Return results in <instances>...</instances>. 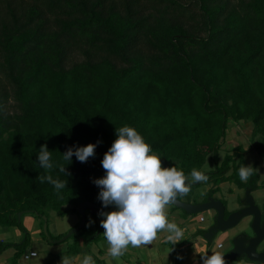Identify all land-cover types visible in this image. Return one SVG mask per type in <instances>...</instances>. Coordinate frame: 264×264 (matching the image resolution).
Returning <instances> with one entry per match:
<instances>
[{
  "label": "trees",
  "instance_id": "trees-1",
  "mask_svg": "<svg viewBox=\"0 0 264 264\" xmlns=\"http://www.w3.org/2000/svg\"><path fill=\"white\" fill-rule=\"evenodd\" d=\"M241 120L263 155L264 0H0V225L25 232L10 264L28 239L18 213L103 207L93 181L106 174L101 162L116 128L133 127L165 167L191 180L209 154L217 159L228 123ZM89 143L95 155L86 162L63 159ZM44 144L50 174L67 181L59 194L38 179L49 174L38 162ZM232 149L208 180L264 186L257 171L239 179L242 144ZM97 216L69 237L99 239ZM77 252L75 240L62 254Z\"/></svg>",
  "mask_w": 264,
  "mask_h": 264
},
{
  "label": "clouds",
  "instance_id": "clouds-1",
  "mask_svg": "<svg viewBox=\"0 0 264 264\" xmlns=\"http://www.w3.org/2000/svg\"><path fill=\"white\" fill-rule=\"evenodd\" d=\"M116 139L105 152L102 167L106 174L94 179L100 188L98 199L103 208L114 206L112 211L101 210L103 217L100 224L109 245L108 253L113 258L121 257L129 245L140 247L150 244L160 231H167V241L173 245L183 238V230L174 222H169L166 206L173 203L177 196L187 195L190 186L182 170L176 167H164L161 158L155 154L143 137L130 126L115 130ZM96 145L89 143L81 147H69L63 153V159L70 161L73 155L80 162H86L95 155ZM38 162L46 175L38 176L41 183L47 181L59 194L67 181L54 178L50 170L54 168L51 152L46 144L41 145ZM59 172L67 176L64 165H59ZM257 168L251 164H242L239 179L247 182ZM192 182H206L208 177L193 168L190 174ZM199 264H227L222 253L213 250L211 254L201 252ZM177 259H183L178 255ZM61 264H72L70 258L62 256ZM80 264H95L91 255L85 254ZM237 264H264V261L240 260Z\"/></svg>",
  "mask_w": 264,
  "mask_h": 264
},
{
  "label": "rangeland",
  "instance_id": "rangeland-1",
  "mask_svg": "<svg viewBox=\"0 0 264 264\" xmlns=\"http://www.w3.org/2000/svg\"><path fill=\"white\" fill-rule=\"evenodd\" d=\"M252 129L253 126L249 122H244L243 120L237 121V122H229L228 123V128L226 130V135L224 138V141L221 145V148L218 152L217 159H215V156L213 154H209L206 157L205 163L203 164L201 168V172H212L215 167H216V162H220L223 158L224 152H230L231 154L234 152L235 149H232L234 145L237 143L242 144L243 151L241 155L243 156V160L246 162V165L251 164L253 167L257 168V172L259 174V179L258 183L261 180H264V154L261 155L256 149H257V142H258V137L252 136ZM253 137V139H252ZM235 156V155H233ZM236 162L239 160L237 156H235ZM162 161V160H161ZM162 165L164 166V163L162 162ZM165 167V166H164ZM231 169L229 172H231ZM230 174V173H228ZM207 177L212 175L205 174ZM191 178V177H190ZM210 179V178H209ZM234 179H228L223 182V184L218 183V186L215 185L213 180H208L206 182H194L195 185L190 186V191L187 195L180 196V199L184 201H188L190 203H197L202 201L205 198V195L208 193H214V196L217 198L227 201L228 202V207L229 208H234L238 206L237 203V197H241L244 193L243 190H239L236 182L233 181ZM262 183V182H261ZM100 190L97 192V195L99 194ZM254 195L257 196V202L261 207L264 208V187H261L257 191L254 192ZM66 206H63L62 208H65ZM110 209L114 210V206H108ZM167 214H170L171 212H174L178 216H182L185 218V225H194V227H201L202 224L207 223V220L204 222H200L199 219L196 221H192V217H197L199 214H205L206 212H201L198 214H186L182 209L173 207L172 205H167L166 206ZM19 214V213H18ZM46 217H47V232L52 238H56L59 234H63L59 240H62L64 236L69 232L70 229L74 228H69L71 226L76 225L80 222V215L79 213H72V212H67L63 215L58 214L55 210L47 208L46 210ZM30 216L32 218V224L28 226V228L25 225V218ZM100 216V215H99ZM86 217L89 219L91 217V212L89 209H86ZM169 218V215H167ZM188 217V218H187ZM100 219L102 217L100 216ZM21 221V224L23 227L26 229L28 233V239L26 240V243L22 245H18L19 249L23 250L24 253L28 252L31 248H34L38 256L37 257H32L30 259H23V255L18 258L17 264H55L56 262H53V258L55 259V253L53 250H55V247L52 249L51 248V243L47 238H45L44 230H43V217L33 214V213H23L20 215L19 220ZM192 221V222H190ZM169 222H173L172 220H169ZM88 226L85 227V232L89 233V229L87 228ZM36 228V229H35ZM69 228V229H68ZM21 231V236H18L16 234V230L12 225H0V238L2 241L0 242V253L4 249H9L11 247L18 248L17 246H12V243H20V241L24 238L25 232L21 228H18ZM83 236L84 233H82ZM199 234H196L198 236ZM194 237V236H193ZM33 238H36L33 239ZM67 239V240H66ZM66 239L62 240L63 243H74L75 240L78 239L77 236H71L67 237ZM100 239H97L95 242L99 241ZM227 240V239H226ZM226 240L222 239V243L224 246L226 245L225 242ZM89 241V240H88ZM102 243V242H101ZM99 243V244H101ZM191 245L193 244V240H190ZM98 244V245H99ZM102 246V245H101ZM170 247H177V245L168 244ZM52 249V250H51ZM223 251H225V247L223 248ZM30 254V252H29ZM86 254V252L83 253ZM137 255L136 259L139 261L141 264H143L141 261L144 260V256L142 252H137L135 253ZM25 258V257H24ZM124 258L127 259V255H124ZM141 260V261H140ZM234 262V261H232ZM139 263V264H140ZM10 264V260L8 262Z\"/></svg>",
  "mask_w": 264,
  "mask_h": 264
},
{
  "label": "crops",
  "instance_id": "crops-1",
  "mask_svg": "<svg viewBox=\"0 0 264 264\" xmlns=\"http://www.w3.org/2000/svg\"><path fill=\"white\" fill-rule=\"evenodd\" d=\"M255 197L257 198V196ZM234 208H229V210H233ZM165 211L167 212L166 209ZM167 215H169L168 220L173 219V222L176 223L183 230L184 233L182 240L175 244L177 245V247L175 248L168 246V244H171V242L167 241L168 232L165 230L158 232L156 239H154L150 244H144L141 245L140 247H133L129 245L121 257L113 258L108 253L109 245L104 235H101V237H99L100 240L97 242H95V240L92 239L88 241L84 237L79 236L77 239L78 252L75 255L68 258L71 259L72 264H80V261L83 258V253L86 252L87 255H91L93 257L95 264H139L140 262L137 261L136 259L137 255L135 253L142 252L144 256V260L143 261L140 260V261L143 264H199L200 261L199 253L206 251L209 254H211L213 250L222 253L224 257H226L229 249L231 248L229 244V239L234 234V232H236V229H232L227 232H218L213 238L212 243L209 245L207 241L203 238L201 230H206L212 223L211 224L204 223L199 228V227H194V225H185V218L176 215L174 212H171L170 214ZM199 215H204V214H199ZM198 216L192 217L191 220L192 221L198 220ZM25 221H26L25 225L28 228H30L31 227L30 225L32 224V218L28 216L25 218ZM96 221L97 223H100L101 221L100 216L96 217ZM28 222H30L29 223L30 227L27 225ZM92 225L93 222H91V226ZM13 227L16 230L15 231L16 234L18 236H21V231L16 226ZM196 234L199 235L196 236ZM33 239L36 240V238ZM222 239L224 240L227 239L225 242L226 244L225 246L221 241ZM190 240H193L192 245L190 243ZM1 241L2 239L0 238V242ZM67 243L61 242V243L51 244L52 249L55 247V250H53L56 256L55 259L53 258L54 260L53 262H56L55 264H61L62 256H65V254L62 253L65 251ZM218 243H222V246L217 247L216 244ZM14 244L16 243H12L11 245L14 246ZM224 247H225V251H223ZM16 250L17 248L15 247L4 249L0 253V264H8L9 260H11ZM31 251H35L36 255L28 256V257L23 255V259L26 260L38 256V253L34 248H31L28 252H25L24 254L28 255V253ZM124 255H127V259L124 258ZM178 255L183 256V259L182 260L177 259ZM240 260H247V259L245 257H242L239 259L230 260L226 262L227 264H237V262Z\"/></svg>",
  "mask_w": 264,
  "mask_h": 264
},
{
  "label": "water",
  "instance_id": "water-1",
  "mask_svg": "<svg viewBox=\"0 0 264 264\" xmlns=\"http://www.w3.org/2000/svg\"><path fill=\"white\" fill-rule=\"evenodd\" d=\"M244 206L231 211L225 215V206L221 200L208 198L206 201L198 203H190L181 200L178 196L173 203V207L182 209L186 214H198L208 210L215 212L212 224L206 229L201 230L203 238L210 243L218 232H227L232 229L243 227V231L232 239V246L229 249L225 260H235L245 257L247 260L264 261V215L262 216L261 209L255 205L249 191L245 193L243 201ZM86 209H89L91 214L99 216L101 210L112 211L113 209L103 208L98 204L90 201H83L78 206L80 215L79 224L70 229L69 232L62 238L66 239L71 233L80 229L86 221ZM21 215V212L18 216ZM251 217L249 222H244L247 217ZM43 217V230L46 232L47 218ZM59 240V241H62Z\"/></svg>",
  "mask_w": 264,
  "mask_h": 264
},
{
  "label": "flooded vegetation",
  "instance_id": "flooded-vegetation-1",
  "mask_svg": "<svg viewBox=\"0 0 264 264\" xmlns=\"http://www.w3.org/2000/svg\"><path fill=\"white\" fill-rule=\"evenodd\" d=\"M237 144H240V143H237ZM236 144V145H237ZM235 146V145H234ZM242 147H244L243 145H242ZM221 162V161H220ZM220 162L218 163V162H216V165L217 164H220ZM204 174H208L207 172L205 173V172H203ZM210 173V172H209ZM262 181H264V180H262ZM261 180L259 181V183L257 182V184L258 185H261L263 182H262ZM224 181H222V182H220V184L221 183H223ZM262 182V183H261ZM191 183H194V182H192L190 179H187L186 180V184H191ZM235 184H237V183H235ZM215 185H217L218 186V184H215ZM237 186L239 187V188H241V189H239V190H243L244 191V193H243V195L241 196V197H237V203H238V206L236 207V208H234L233 210H236L237 208H240V207H242V206H244V203H243V201H244V199H245V193H246V191L248 190L249 191V194L251 195V197H252V199H253V202L255 203V205H257L260 209H261V212H262V216L264 215V208L263 207H261L260 205H259V203L257 202V198L254 196V192L255 191H257L258 189H260L261 187H264V186H260V187H258V188H256V189H254V190H250L249 188H248V186H239L238 184H237ZM178 197L180 198V196L178 195ZM213 198V199H218V200H221V199H219V198H217L216 196H214V193H208V194H206L205 195V198L202 200V201H200V202H203V201H206L208 198ZM182 200V199H181ZM184 201V200H183ZM222 202H223V204H224V206H225V215H228L231 211H233V210H229V208H228V205H227V201H223V200H221ZM188 202V201H187ZM198 203V202H197ZM206 213L204 214V215H201L202 216V219H203V221H200V222H204V221H206L207 220V223L209 224H211L212 222H213V220H214V215H215V212L213 211V210H208V211H205ZM251 219V217L249 216V217H247L246 219H245V221L244 222H249V220ZM241 232H244L243 231V227H239V228H236V232H234V234L231 236V238L229 239V244H230V246H232V239L234 238V237H236L237 235H239ZM213 241V240H212ZM212 241L210 242V243H208L209 245L212 243Z\"/></svg>",
  "mask_w": 264,
  "mask_h": 264
},
{
  "label": "built area",
  "instance_id": "built-area-1",
  "mask_svg": "<svg viewBox=\"0 0 264 264\" xmlns=\"http://www.w3.org/2000/svg\"><path fill=\"white\" fill-rule=\"evenodd\" d=\"M198 219H199V221H203L201 215L198 216ZM216 246L217 247H221L222 246V243H218V244H216ZM35 255H36V252L35 251H31L30 254H29V256H35ZM26 257H28V256H26Z\"/></svg>",
  "mask_w": 264,
  "mask_h": 264
}]
</instances>
